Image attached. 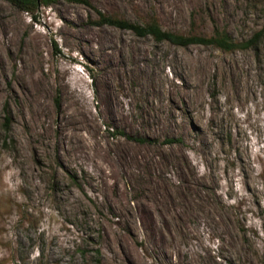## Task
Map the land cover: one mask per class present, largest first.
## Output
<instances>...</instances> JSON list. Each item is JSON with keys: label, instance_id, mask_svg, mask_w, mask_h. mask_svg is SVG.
<instances>
[{"label": "rangeland", "instance_id": "1", "mask_svg": "<svg viewBox=\"0 0 264 264\" xmlns=\"http://www.w3.org/2000/svg\"><path fill=\"white\" fill-rule=\"evenodd\" d=\"M88 1L0 0V264H264V0ZM99 14L256 41L181 47Z\"/></svg>", "mask_w": 264, "mask_h": 264}, {"label": "trees", "instance_id": "2", "mask_svg": "<svg viewBox=\"0 0 264 264\" xmlns=\"http://www.w3.org/2000/svg\"><path fill=\"white\" fill-rule=\"evenodd\" d=\"M10 5L33 16V13L41 7H48L60 0H4ZM89 6L88 0H65ZM99 25H110L118 29H126L137 36H151L156 42L166 41L170 44L186 47L189 45H211L223 51H231L238 47L251 46L255 43V37L247 40L245 43H236L225 31H214L209 37L200 35H183L174 32L162 30L155 19L145 24L131 23L127 20L116 19L111 16L99 14Z\"/></svg>", "mask_w": 264, "mask_h": 264}, {"label": "bare ground", "instance_id": "3", "mask_svg": "<svg viewBox=\"0 0 264 264\" xmlns=\"http://www.w3.org/2000/svg\"><path fill=\"white\" fill-rule=\"evenodd\" d=\"M95 46L97 49H106L105 46H103L98 40L96 41ZM109 57L111 58L112 62L115 58L114 54L110 51ZM118 60H121V58H117ZM125 75V69L123 70L121 68H117L115 63L113 62V68L112 71L107 75L108 78L105 84L106 87V102L105 105L107 106L108 112L110 113L111 117H114L116 119H120L122 122L125 121V114L122 113L120 106L118 105V100L115 98V96L111 93V90L109 89V84L112 82V80H115L114 82L118 85H121V79ZM173 92H176L177 94L181 95V91L177 88L173 89ZM163 96L166 97L168 101H171V96L168 93H163L159 95V99L157 100V106L159 109H164L165 106L162 103ZM73 104L77 105L78 108L82 106L81 101L79 100H73ZM117 152L121 155L118 156L122 158L123 164L130 165V173L135 174V176L144 177L145 179H148V172L151 167L154 165V160L150 159L151 157L148 155H145L141 152H134L130 151L129 148L125 146H120L117 150ZM149 158V159H148ZM154 198V192L150 190V194L147 195V198H145L144 203L148 205ZM151 223H156L155 220H151ZM140 225H144V222L140 221ZM129 250V248H127ZM123 257L127 258L128 256H131L132 253L128 251H123ZM143 264V263H140Z\"/></svg>", "mask_w": 264, "mask_h": 264}]
</instances>
